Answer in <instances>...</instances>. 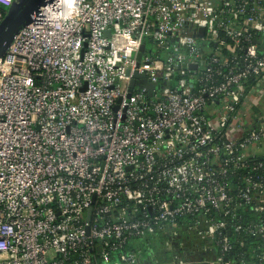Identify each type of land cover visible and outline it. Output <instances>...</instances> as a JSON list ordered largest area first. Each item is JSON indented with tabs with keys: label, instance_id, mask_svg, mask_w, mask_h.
I'll return each instance as SVG.
<instances>
[{
	"label": "built area",
	"instance_id": "2783aa9c",
	"mask_svg": "<svg viewBox=\"0 0 264 264\" xmlns=\"http://www.w3.org/2000/svg\"><path fill=\"white\" fill-rule=\"evenodd\" d=\"M260 85L264 0L40 4L0 57V264H264Z\"/></svg>",
	"mask_w": 264,
	"mask_h": 264
},
{
	"label": "water",
	"instance_id": "95a60500",
	"mask_svg": "<svg viewBox=\"0 0 264 264\" xmlns=\"http://www.w3.org/2000/svg\"><path fill=\"white\" fill-rule=\"evenodd\" d=\"M46 0H15L6 11L5 16L0 21V57L5 53L8 46L15 38L17 33L21 28L29 21L31 13L35 11L40 4L44 3ZM106 33L110 35L111 29L108 28ZM144 48L142 44L141 49ZM142 51L139 52L138 57L141 58ZM143 74L136 72L135 76L130 82V95L131 90L135 84L136 76H142ZM146 85L151 91L152 87L155 85L153 82H146ZM92 210L90 207L89 211ZM230 232V231H229Z\"/></svg>",
	"mask_w": 264,
	"mask_h": 264
},
{
	"label": "rangeland",
	"instance_id": "374dc122",
	"mask_svg": "<svg viewBox=\"0 0 264 264\" xmlns=\"http://www.w3.org/2000/svg\"><path fill=\"white\" fill-rule=\"evenodd\" d=\"M6 10L9 9L10 6H4ZM263 85H260L257 87V90L255 93H251L250 97L248 98V104L250 105L251 111L256 110H264V97L263 94L259 92L260 88H262Z\"/></svg>",
	"mask_w": 264,
	"mask_h": 264
},
{
	"label": "crops",
	"instance_id": "0c3cea01",
	"mask_svg": "<svg viewBox=\"0 0 264 264\" xmlns=\"http://www.w3.org/2000/svg\"><path fill=\"white\" fill-rule=\"evenodd\" d=\"M252 88H253V87H252ZM254 88H255V87H254ZM256 88H257V87H256ZM263 88H264V87H263ZM263 97H264V94H263ZM261 111L264 112V110H261ZM253 112H254V111L249 110L248 114L245 115L244 118H246V120H249V119L255 117V116L253 115Z\"/></svg>",
	"mask_w": 264,
	"mask_h": 264
},
{
	"label": "trees",
	"instance_id": "16d2710c",
	"mask_svg": "<svg viewBox=\"0 0 264 264\" xmlns=\"http://www.w3.org/2000/svg\"><path fill=\"white\" fill-rule=\"evenodd\" d=\"M252 81H254V79L250 78L249 81L247 82V83H248V86L252 83ZM249 87H250V86H249ZM249 87H248V88H249ZM253 261H254L255 263H257L256 258H253Z\"/></svg>",
	"mask_w": 264,
	"mask_h": 264
}]
</instances>
